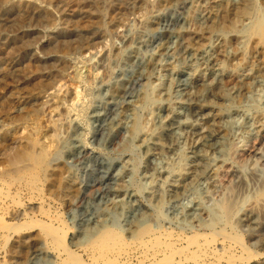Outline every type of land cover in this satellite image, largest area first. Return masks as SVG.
Listing matches in <instances>:
<instances>
[{"label":"rangeland","instance_id":"rangeland-1","mask_svg":"<svg viewBox=\"0 0 264 264\" xmlns=\"http://www.w3.org/2000/svg\"><path fill=\"white\" fill-rule=\"evenodd\" d=\"M178 1L0 0V264H58L54 246L46 241L40 222L57 227L63 224L68 233L65 246L77 250L79 240L74 246L70 236L79 234L92 220L103 218L120 201L131 207L129 215L136 220L153 227L170 225L191 235L210 232L209 224L217 229L237 210L242 218L249 210L255 211L252 225L243 220L225 232L238 235L257 254L264 253V206L252 204L264 194V73L249 82V90L241 99L242 109L232 111L227 120L229 134L232 127L239 134L233 138L228 134L222 156L209 151L188 153L191 140L182 122L176 127L175 150L153 158L154 169L145 162L142 143L153 128L158 110L163 113V123L167 112H185L186 93L181 85L188 83L193 90L207 78L201 62H187L186 52L195 55L210 49L219 67L226 70L221 80L224 86L228 74L236 73L237 68L242 69L237 73L249 74L252 65L261 68L264 64V41L254 53L250 38L261 9L258 0H253L255 5L247 13L236 17L232 12L242 0H186L182 6ZM212 16L216 25L208 31L207 20ZM161 17L170 18L162 32L176 36L172 44L175 52L158 55L154 38L150 46L139 48L137 62L130 59L125 39L141 30L152 32ZM145 57L157 58L154 69L137 81L132 75ZM173 66L179 70L176 82L181 85L172 82ZM121 76L127 83L124 96L108 107L101 122L97 106L106 107L108 88ZM207 82L212 85V81ZM164 85L172 86L168 95L160 89ZM226 97L230 102L224 111L228 112L240 98L231 92ZM194 123V129H201L200 121ZM101 125L103 129H99ZM24 151L28 157L18 160L17 155ZM197 159L213 168V177L206 182L188 179L185 190L171 198ZM189 207L197 211L185 220L183 213ZM124 216L117 215L118 229L124 224ZM110 218H115L113 210ZM2 221L8 224L3 226ZM79 238L82 243L83 235ZM200 238L205 242L210 237ZM38 249L42 253L34 255ZM194 251L188 249L182 254L189 260L208 254L207 260L214 262L226 255L220 240L211 254ZM260 261L257 258L249 264Z\"/></svg>","mask_w":264,"mask_h":264},{"label":"bare ground","instance_id":"bare-ground-1","mask_svg":"<svg viewBox=\"0 0 264 264\" xmlns=\"http://www.w3.org/2000/svg\"><path fill=\"white\" fill-rule=\"evenodd\" d=\"M185 1L186 0H181L180 2L179 1L178 2L180 5L181 4L184 5ZM225 1H227V0H225ZM258 2L261 5V7H260L261 9H259V13H258L259 15L256 19L257 24H255V26H253L254 29L252 31V34L250 35V38L253 42L252 43V49H253L254 53L258 52V49L260 48L261 43L264 41V0H258ZM254 3L255 2H253V0H242L240 5L236 6V8L233 10L232 14L235 15V17L238 15H243V14L247 13L248 10H250L254 7L253 6V5H255ZM228 4H227V6H228ZM187 5H188V3H187ZM191 6H192V3H191ZM184 8H185V6H184ZM26 13H29V12L27 11ZM158 20L163 21L162 26L160 25V27H159L157 25V24H160V21H159V23L154 24V26H152L153 28L151 29L152 32H150L151 34L147 32L148 30L147 31L141 30V31L137 32L135 35L125 39V46H126V49L128 50L127 54H128V57L130 56V59H132V60L135 59V61H136V59H139L137 56V52H139L138 51L139 48L146 47L147 45H149V43L153 42L154 38L156 40V43H155L156 44L155 45L156 46V52L155 53H158V55H162V54L165 55V54L171 53L170 52L171 50L173 52H175L176 49H173L175 46H173L172 44H174V42L176 41V36H172L171 33L162 32L163 25H164V27H166L167 23L171 22L170 18L161 17V18H158ZM207 21H209V23H210V29L208 31H211V29H214V27L216 25V23L213 21V16H212L211 21H210V19ZM180 26H182V25H180ZM204 27L205 26H203V28ZM147 28H148V26H147ZM193 32H194V30H193ZM196 33H198V32H196ZM202 34H203V32H202ZM154 35H156V36L154 37ZM20 37H22V35ZM23 39H20V41L22 42ZM194 40H195V38H194ZM221 41H222V39H221ZM220 44H221V42H220ZM221 46L222 45H220V47ZM188 49H190V48H188ZM212 49H214V48L212 47ZM194 50H196V49H194ZM215 50L217 51V49H215ZM182 51H181V53H182ZM186 53H187L186 55L189 58V59H186L187 62L190 61L191 64H192L191 60H193L195 62H201L204 71L207 72L206 73L207 78H205V80L202 83H198L197 85H195L194 88H192L193 90H191L188 83L181 85V82H180V84H177L178 83V82H176L177 78H178L177 72H179V70L177 71V66H173L171 68V69H173V71L170 70L173 73V78H172L173 81L172 82L176 85H181L182 89L181 88L180 89L186 93L185 94L186 97L184 96L185 99L183 100V104H184L187 112H186V110H185V112L174 111V110L169 111V112H167V114H165L167 119L163 123L162 122L163 113L161 112V109H160V110H158V112L155 115V120L152 118V120H154L155 123L153 125V128L151 127L152 128L151 132L148 134V136H146L147 138L144 139L143 140L144 142L142 143L143 144V150L142 151H143V154L145 156V162L148 166H150V168L153 167L151 164V160L153 158H155V157L158 158V157L162 156L163 153L173 152L175 150V147L177 146L176 145V141H177V132H176L177 129H176V127L178 124H180L182 122L186 123V127H187L188 131L186 130L185 132H188L189 141L191 140V145L188 141V143L190 145V149L188 148L189 151L187 150L188 153L196 154V153H201L202 151H209L211 154L213 153V154H217L219 156H222V152H224L223 145H224L226 139L228 138V134H229V131L227 130L229 128V126L227 124V120L228 119L230 120L231 116H233L231 114L232 111L236 110L235 112H237V110L242 109L241 108V105H242L241 99L244 97V93L247 91V89L249 87V82H251V80L257 79L260 75H262L264 73V64L263 65L261 64L262 65L261 68H259L258 66L254 67V65H252L253 69H251L252 71H250L249 74H245L244 72L243 73H237L239 71L241 72V70H242V69H239V71H238V68H237L236 73H232L233 72L232 71L231 74L230 73L228 74L227 77H229V80H228V83L224 86V84L221 85V80L223 77H226L225 76L226 70L219 67L220 63H218V60L214 58L210 49L209 50L206 49L203 52H200L198 54L195 53V55L191 52H186ZM237 54H238V52H237ZM140 55H142V54H140ZM177 56L178 55H176V57ZM221 56L223 58L225 57V59L227 61L228 60L230 61V58L227 57L225 54H221ZM124 57H126V56H124ZM222 57H220V58H222ZM149 58H151V56ZM240 58L241 57H239V59ZM123 59H125V58H123ZM144 60L145 61L143 62V64H141L136 69L135 73H133V75H132L134 77L133 79H135V80L137 79V81H138V79L140 80V79L147 78L149 76V73L151 71H153V69H154L155 60H146V57ZM245 60H247V59H245ZM131 63H133V61ZM138 63H140V62H138ZM244 63H246V62H244ZM227 65H228V63H227ZM199 67H201V66H199ZM96 69H97V67H96ZM167 71H169V70H167ZM248 71H249V69H248ZM182 73H184V71ZM191 73H193V72H191ZM202 76H203V74H202ZM209 80L212 81V85L207 82ZM223 80L225 82V79H223ZM124 81H126L125 78H123L121 76L115 82H113V83L111 82L112 83V84H110L111 87L108 88L109 92H108V94L106 93L107 94L106 99H108L107 100L108 103H107L106 107L97 106L98 112H100L99 114H101L99 121L102 122L103 119H105L103 117H105L107 115V113L109 111L108 107L112 103H114L115 100L123 98L124 93H125V89H126L125 87L127 86V83H125ZM171 87L172 86L167 85V86L160 88V89H162V91H164L165 94H167L168 91H170L169 89H171ZM174 90H176V89H174ZM183 91H181V92H183ZM106 92H107V90H106ZM228 92L229 93L231 92V94L234 97L240 98V100H239V102H238L239 104L237 106L232 105V107L228 109V112H225L224 111L225 106L228 102H230V100L226 97V94H228ZM163 96H162V99L164 98ZM243 100H244V98H243ZM59 106H60V104H59ZM129 108H130V106H129ZM180 109H182V108H180ZM130 111H132V110H130ZM240 113L241 112H239V115H240ZM130 115H131V113H130ZM234 118H236V117H234ZM241 119H243V118H241ZM198 121H200L202 124L201 129H194V124H195L194 122L198 123ZM244 123H246V122H244ZM229 124H230V122H229ZM244 126H245V124H244ZM103 128H104L103 125H101L99 127V129H103ZM244 128H246V127H244ZM236 129H238V128H236ZM235 132L236 131L233 130V127H232L230 129L229 136L231 135L233 138V136H234L233 134H235ZM143 134L145 135V133H143ZM238 134H235V135H238ZM141 147H142V145H141ZM187 151H186V153H187ZM28 154L26 153L27 157H28ZM26 155H25V151H24V153H20L19 155H17V159L22 160ZM199 156H201V155H199ZM199 156H198V158H199ZM203 158H204V156H203ZM201 161L197 159L195 164L193 165L194 166V168H192L193 170L190 173L186 174V176L183 177V179L181 180L180 183L177 184V186L175 185L176 188L174 190V193H171V194H173L172 197L170 196L171 198L175 197L176 196L175 194L180 193V191L185 190V187L187 186L186 181L188 179L198 180V182L203 180L204 182H206L211 177H213L212 176L213 168H209L210 167L209 164H205L206 162L202 163ZM188 165H190V164H188ZM22 167H23V164H22ZM154 168L155 167H153V169ZM19 170H20V168L17 169L16 171L18 172ZM16 171L13 172L12 175L14 173H16ZM4 172H6V171H4ZM23 173H22V175L25 174V173L24 174ZM18 174H19V172H18ZM16 176H15V178H16ZM26 176H27V174H26ZM64 195L69 196V192H67V193L65 192ZM129 195H131V194H129ZM126 204H127L126 202L120 201V202L113 204V206L111 205L112 207L108 209V214H105V216L103 218H101L99 220H92V222L90 224H86V226L83 229H81V232L79 234H76V235L73 234L72 236H70V242L72 244H74V246L77 242L76 240L77 239L79 240V243L77 242L78 243V249L77 250H74L76 248L72 249L68 246H65L66 244H65L64 238H66V237H64V236H66V234H68V233L65 230L63 224H60V226L57 227V226H54L52 224L41 223L40 221H37V222H40V227H41L40 230H42L44 232V235L46 237V241L49 244H52L54 246V248L52 250L55 252V254H53V256L55 259H57L58 264H133V263L134 264L135 263H137V264H249L252 262V260L257 259V258H260V260H261L259 264H264V253L263 254H260V253L257 254L254 250H251L248 246H246L245 243H242L241 241H243V240L242 239L240 240V237L238 235H231V234H227L225 232L226 229L229 228V226L231 228L239 226L243 220L248 226L252 225V223L255 219V215H256L255 211H250L248 209L249 211L245 214V217L242 218V216L241 217L239 216V214H241V212L238 214V210H237L233 214H231L230 220H228L227 223H225V222L219 223L220 226H218L217 229L214 228V224H212V225L209 224V225H207V227H209V230H211L210 232L207 231L205 233L203 231L204 235L201 234L202 232L201 233L194 232L195 235L194 234L191 235V234H186L185 232L183 233L181 231H176L170 225L153 227V226H150L149 224H147L144 220H142V221L136 220L135 218H133L132 216L129 215V213H131V209H130L131 207L130 206L125 207ZM252 204L257 206L258 208L261 207L262 205L264 206V194L259 195L256 198V200L254 201V203H252ZM250 206H251V204H250ZM134 208H136V207H134ZM251 209H252V206H251ZM112 210H113L114 216H115V218L113 220L110 218V213L112 212ZM196 211H197L196 208H194V207L190 208L189 207L183 213L184 219L188 220V219L193 218L195 216ZM261 211H262V209H261ZM120 213L125 214V216L123 217L124 224L122 226V227H125V229L122 227L118 229L116 227L117 215H120ZM211 218H212V216H211ZM0 221H1V219H0ZM34 221L36 222V220H34ZM34 221H33V223H34ZM25 222H27V220H25ZM31 222H32V219H31ZM21 223L24 224V222H21ZM216 223H218V222L216 221ZM7 224H8L7 222L6 223L4 221L1 222V225H3V226H6ZM25 228H26V226H25ZM203 230H204V228H203ZM82 235L84 237V241L82 243H80L79 236H82ZM201 236H203L204 239L205 238L207 239V237H210V238H209V240H205V242H201V241H199V240L203 239V238H200ZM219 240L221 242V249L223 250L224 254H226V255H224V257L221 259L216 258L217 260L215 262L211 261V260H207L208 254L206 256H204V258H196L195 260L194 259L189 260L186 257H184V254H182V252L184 250H188V249H193V250L195 249V251H198L204 255L206 253L211 254V251H213V246L215 244H217ZM68 244H70V243H68ZM40 251H41L40 249L34 250L33 254L34 255L35 254L40 255V253H42ZM177 256L179 257L178 261H176Z\"/></svg>","mask_w":264,"mask_h":264}]
</instances>
